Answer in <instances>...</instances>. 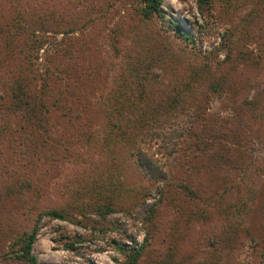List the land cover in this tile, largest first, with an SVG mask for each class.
I'll return each mask as SVG.
<instances>
[{"label": "rangeland", "instance_id": "obj_1", "mask_svg": "<svg viewBox=\"0 0 264 264\" xmlns=\"http://www.w3.org/2000/svg\"><path fill=\"white\" fill-rule=\"evenodd\" d=\"M142 6L0 0V264H30L35 224L42 264H121L147 235L137 264H264V0ZM146 128L181 135L170 185L133 154Z\"/></svg>", "mask_w": 264, "mask_h": 264}, {"label": "trees", "instance_id": "obj_2", "mask_svg": "<svg viewBox=\"0 0 264 264\" xmlns=\"http://www.w3.org/2000/svg\"><path fill=\"white\" fill-rule=\"evenodd\" d=\"M164 0H141L143 3L142 13L145 17H152L153 15H157L159 17L165 18L163 15L162 4ZM169 26L173 25V30H176L181 35L184 36L185 39L193 38L186 33L179 24L174 22L172 17L166 18ZM7 74L0 68V98H4L6 95L10 93L12 89H14L15 81H12L10 87L8 86L4 88ZM18 79V78H17ZM19 84L22 85L23 81L16 80ZM21 85L19 86V91L22 89ZM8 93V94H7ZM23 93V89H22ZM16 97H19L20 94L16 91ZM8 113V111H6ZM1 117V116H0ZM139 115L130 116L129 120L132 122H136ZM0 126V136L2 132L6 130L5 126H8V117L2 116ZM30 123L32 126L38 124V119L33 116L30 119ZM156 128V127H151ZM136 131V129H134ZM133 132V129L131 130ZM137 142L134 145L133 154L136 156V161L138 165L144 170V172L149 176L150 179L154 180L157 185L165 186L170 185L171 182V173L169 172V167L171 160H173L178 152V144H179V136L175 129L169 133V136L165 138L162 134H159L155 130H150L149 128L144 129L142 132H137ZM211 140L220 141L223 140V137L215 136L216 133L211 132ZM159 139V140H158ZM167 139V140H165ZM228 141V140H225ZM153 145H158L156 148H153ZM225 152H227L225 146ZM173 166V165H172ZM18 183V182H17ZM23 184V183H21ZM14 186V183H10L7 187ZM164 191V190H163ZM112 208L109 207H96V213L101 215V217L105 218L107 213L111 211ZM50 217H64L63 213L59 209H52L46 212ZM41 216L38 217L36 223H38ZM39 227L37 224L33 226L30 230H28L25 235L22 237L20 241V246L17 250L14 251V254L25 261H28L30 264H42L38 261L37 257L32 253L34 242L36 241L38 235ZM148 235L145 237V241L142 244L136 243L135 246L131 247L122 241L115 240V248L119 251V253H124L125 259L121 264H137L141 253L145 246L148 244ZM73 241L71 243L67 242L66 245L68 247L73 246ZM115 260L119 261V258L115 256Z\"/></svg>", "mask_w": 264, "mask_h": 264}]
</instances>
